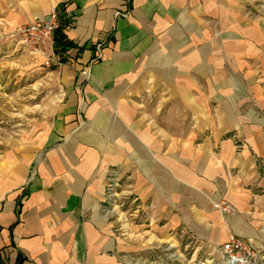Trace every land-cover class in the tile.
<instances>
[{
    "label": "crops",
    "instance_id": "0c3cea01",
    "mask_svg": "<svg viewBox=\"0 0 264 264\" xmlns=\"http://www.w3.org/2000/svg\"><path fill=\"white\" fill-rule=\"evenodd\" d=\"M259 1L0 0L10 32L66 4L76 44L63 62L51 49L57 87L41 135L0 153V264H119L115 222L102 215L111 175L164 234L182 225L222 243L229 224L255 234L223 205L250 206L245 181L264 154Z\"/></svg>",
    "mask_w": 264,
    "mask_h": 264
},
{
    "label": "rangeland",
    "instance_id": "374dc122",
    "mask_svg": "<svg viewBox=\"0 0 264 264\" xmlns=\"http://www.w3.org/2000/svg\"><path fill=\"white\" fill-rule=\"evenodd\" d=\"M65 7L67 11L66 4ZM252 9L258 11L255 15L262 18L264 26V1L256 2ZM10 30L6 20L0 19V153L12 148H24L28 143L31 146L32 138L41 135V120L46 118L45 110L53 105L54 97L50 91L57 87V82L49 76L54 66L50 60L53 56L51 49L42 52L37 50L38 46L32 47L27 43L23 45L22 37ZM108 40L103 39L96 44L97 47L102 43V54ZM39 56L47 59L45 64L39 63L36 59ZM55 56L58 58V55ZM158 101L166 103V99ZM155 103H158L157 99L149 98L150 105ZM229 136L235 137L237 149L243 150L246 147L247 143L242 136H233L232 133ZM38 147L35 146V149ZM254 159L257 175L245 181L248 186L245 187L250 191V206L240 211L226 203L223 209L227 221H235L234 228L237 226L236 220L245 216L250 223L249 230L255 233L251 238L236 234L229 224L228 240L237 236L249 241L256 251L252 264H264V154ZM230 175L228 180H239L237 171L230 172ZM122 180L116 175L109 177L106 201L101 212L115 222L118 242L122 244L118 251L119 264H227V256L221 248L228 240L217 243L209 240L208 236H197L182 225L164 234L159 228L162 219L155 210L130 208L129 200H125L129 193L124 191ZM115 206L120 207L126 215L130 231L142 235V238H131L127 234L119 213L110 212ZM150 236L155 238L149 240Z\"/></svg>",
    "mask_w": 264,
    "mask_h": 264
},
{
    "label": "built area",
    "instance_id": "2783aa9c",
    "mask_svg": "<svg viewBox=\"0 0 264 264\" xmlns=\"http://www.w3.org/2000/svg\"><path fill=\"white\" fill-rule=\"evenodd\" d=\"M128 16V13H124ZM62 19L69 20V27L73 18L66 11V7L59 6L54 8L44 17L34 19L30 23L21 26L11 33L18 34L23 39V45L38 46L43 49L54 48L55 32L61 25ZM25 43V44H24ZM102 43L96 47V52L91 62L95 63L102 57ZM227 256V264H252L256 251L252 248L249 241L240 237H231L221 248Z\"/></svg>",
    "mask_w": 264,
    "mask_h": 264
},
{
    "label": "trees",
    "instance_id": "16d2710c",
    "mask_svg": "<svg viewBox=\"0 0 264 264\" xmlns=\"http://www.w3.org/2000/svg\"><path fill=\"white\" fill-rule=\"evenodd\" d=\"M69 25L68 19H62L61 25L55 32L54 40V53L61 57V62L66 60L67 52L76 46L69 38L67 37L65 31ZM23 258L19 255L17 264H22Z\"/></svg>",
    "mask_w": 264,
    "mask_h": 264
},
{
    "label": "bare ground",
    "instance_id": "6f19581e",
    "mask_svg": "<svg viewBox=\"0 0 264 264\" xmlns=\"http://www.w3.org/2000/svg\"><path fill=\"white\" fill-rule=\"evenodd\" d=\"M118 208V209H117ZM115 209H117V211H115ZM115 209L111 210L110 212H117L119 213L121 219L123 220V223H124V227H125V230L127 232V234L131 237V238H138L140 235H135L134 233H132L130 231V228H129V223H128V219L126 218V215L124 214V212L121 211V208L118 207V206H115ZM141 238L143 237L142 235L140 236ZM155 238L154 236H150L149 240Z\"/></svg>",
    "mask_w": 264,
    "mask_h": 264
}]
</instances>
